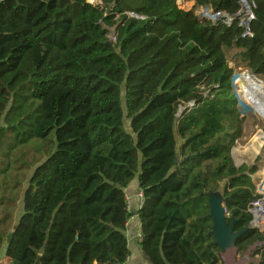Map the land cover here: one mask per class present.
Returning <instances> with one entry per match:
<instances>
[{"label": "trees", "instance_id": "obj_1", "mask_svg": "<svg viewBox=\"0 0 264 264\" xmlns=\"http://www.w3.org/2000/svg\"><path fill=\"white\" fill-rule=\"evenodd\" d=\"M88 1L0 0V251L8 264H127L136 180L148 262L220 264L205 194L248 226L257 169L231 157L245 118L227 62L264 78V0L252 38L195 15H233L238 0ZM257 243L264 264V232L236 246Z\"/></svg>", "mask_w": 264, "mask_h": 264}, {"label": "built area", "instance_id": "obj_2", "mask_svg": "<svg viewBox=\"0 0 264 264\" xmlns=\"http://www.w3.org/2000/svg\"><path fill=\"white\" fill-rule=\"evenodd\" d=\"M178 1L180 2L181 0ZM88 3L91 5L93 4L98 5L100 4V1L89 0ZM238 5H239V9L233 15H227L222 11L213 10L209 7L198 8L195 11V15L198 17L200 21L209 22L213 26L223 25L226 27H230L233 23H236L237 26L242 29V33H241L242 38H252L250 25L251 22L254 20L255 3L253 0H238ZM184 10L188 11L190 10V8L185 7ZM110 40L112 42H115V37L113 34L110 35ZM243 72H247V71H243ZM262 169H264V165ZM262 171L261 173L254 174L251 177L254 185L255 199L249 204V207L247 209V212L251 216V220L248 224V227L250 228L251 231H257L259 233L264 232V173ZM126 199H127V210L129 212L132 213V211H137L142 207L143 198L140 192H138L137 194V203L135 206L132 207L127 196ZM141 239H142L141 229L139 228L136 234V241L139 243Z\"/></svg>", "mask_w": 264, "mask_h": 264}, {"label": "rangeland", "instance_id": "obj_3", "mask_svg": "<svg viewBox=\"0 0 264 264\" xmlns=\"http://www.w3.org/2000/svg\"><path fill=\"white\" fill-rule=\"evenodd\" d=\"M227 63L229 68H235L233 71L232 81L235 88V93L237 95L238 106L241 115L245 118V122L242 127V137L237 141L236 145L233 148L232 158L236 163V166L240 167L244 165L247 167H251L254 165L257 169L255 174L261 173L262 170V172L264 173V169H262L264 165V120L260 118L253 110L250 109L251 104L250 106H246L245 104H243L239 97L235 83L239 78L240 74L246 75L248 73L243 72V70L241 69H237L235 65L231 62ZM250 76L256 80V83L258 85V91L264 96V78H259L255 76L253 77L252 75ZM254 153L256 155L253 158L252 155ZM259 245L260 243L250 246L249 255L247 256L246 260H244V255L248 248L243 252H239L234 258V264H254L257 259L256 256H254L256 253L255 250L256 248L261 246ZM227 261L228 260H220V264H227Z\"/></svg>", "mask_w": 264, "mask_h": 264}, {"label": "water", "instance_id": "obj_4", "mask_svg": "<svg viewBox=\"0 0 264 264\" xmlns=\"http://www.w3.org/2000/svg\"><path fill=\"white\" fill-rule=\"evenodd\" d=\"M235 68L232 69L234 71ZM251 75V73L246 72ZM232 151L231 150V157H232ZM174 163L177 164L178 160L175 159ZM239 168V167H238ZM208 197V207H209V213L207 215L208 219L212 222L211 230L208 233L209 236H211L214 240L213 245L218 247V256L220 260L226 261V263L230 261H234V258L239 253V248L236 246V242L244 236L246 233L250 231V228L248 226L240 229L235 230V225L239 222V220L234 219L233 217H230V221L227 222V214L224 208V195L221 191H217L215 193H206L205 194ZM132 216H137V211H133ZM16 227L13 228V231ZM13 231L9 232L7 235L6 242L9 244V242L13 238ZM6 248V247H5ZM249 249L248 247L244 259H247V256L249 255ZM40 256V255H39ZM35 264H39V257Z\"/></svg>", "mask_w": 264, "mask_h": 264}, {"label": "crops", "instance_id": "obj_5", "mask_svg": "<svg viewBox=\"0 0 264 264\" xmlns=\"http://www.w3.org/2000/svg\"><path fill=\"white\" fill-rule=\"evenodd\" d=\"M176 2L183 9H185V7L192 8L193 6V2H185L183 0H181L180 2L177 0ZM233 163L236 168L239 167V166H236V163L234 162V160H233ZM138 192L139 191H138L136 180L131 182V184L125 190V194L128 197L132 207L135 206L137 203ZM20 213H21V204L18 205L17 210L13 216L14 222L17 221ZM139 228H140V224L138 222L137 216H132L128 220L126 227H125V232H124V235L127 239V246L129 249V257L127 260V264H150L148 260L145 258V255L140 251L138 242L136 241V234ZM0 264H8V260L5 259L4 257V249L0 251ZM227 264H234V262L227 263Z\"/></svg>", "mask_w": 264, "mask_h": 264}, {"label": "bare ground", "instance_id": "obj_6", "mask_svg": "<svg viewBox=\"0 0 264 264\" xmlns=\"http://www.w3.org/2000/svg\"><path fill=\"white\" fill-rule=\"evenodd\" d=\"M235 85L243 104L246 106L251 104L250 109L264 120V96L258 91L256 80L248 74H240ZM255 153L252 155L253 158L256 155ZM233 262L230 261L228 263Z\"/></svg>", "mask_w": 264, "mask_h": 264}]
</instances>
